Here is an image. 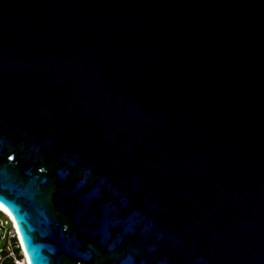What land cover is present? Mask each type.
Returning <instances> with one entry per match:
<instances>
[{"label": "water", "instance_id": "95a60500", "mask_svg": "<svg viewBox=\"0 0 264 264\" xmlns=\"http://www.w3.org/2000/svg\"><path fill=\"white\" fill-rule=\"evenodd\" d=\"M0 204L29 264H264V0H0Z\"/></svg>", "mask_w": 264, "mask_h": 264}, {"label": "built area", "instance_id": "2783aa9c", "mask_svg": "<svg viewBox=\"0 0 264 264\" xmlns=\"http://www.w3.org/2000/svg\"><path fill=\"white\" fill-rule=\"evenodd\" d=\"M0 215L3 216H0V264H26L22 251L24 248L15 224L1 210Z\"/></svg>", "mask_w": 264, "mask_h": 264}, {"label": "snow or ice", "instance_id": "6c2138e0", "mask_svg": "<svg viewBox=\"0 0 264 264\" xmlns=\"http://www.w3.org/2000/svg\"><path fill=\"white\" fill-rule=\"evenodd\" d=\"M43 171V170H42ZM119 226V223L116 222V221H113L111 227L115 228V227H118ZM104 235H105V239H109L111 237V232L109 231H105L104 232ZM27 239H28V243L31 241L32 242V238L31 236H27ZM130 264H132V262H130Z\"/></svg>", "mask_w": 264, "mask_h": 264}, {"label": "bare ground", "instance_id": "6f19581e", "mask_svg": "<svg viewBox=\"0 0 264 264\" xmlns=\"http://www.w3.org/2000/svg\"><path fill=\"white\" fill-rule=\"evenodd\" d=\"M0 210H3V211H7V209L3 206V205H1L0 204ZM19 239V238H18ZM22 251H23V256H24V260H25V263L26 264H29V261H28V258H27V256H26V254H25V252H24V250L22 249Z\"/></svg>", "mask_w": 264, "mask_h": 264}, {"label": "rangeland", "instance_id": "374dc122", "mask_svg": "<svg viewBox=\"0 0 264 264\" xmlns=\"http://www.w3.org/2000/svg\"><path fill=\"white\" fill-rule=\"evenodd\" d=\"M0 216H2V215H0ZM2 217H3V216H2ZM7 228H9V225L7 226ZM1 232H2V231H0V234H1ZM1 246H3V243H1Z\"/></svg>", "mask_w": 264, "mask_h": 264}]
</instances>
